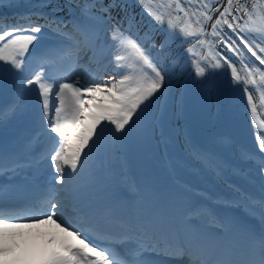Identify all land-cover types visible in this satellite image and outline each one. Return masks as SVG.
<instances>
[{
  "label": "rangeland",
  "instance_id": "1",
  "mask_svg": "<svg viewBox=\"0 0 264 264\" xmlns=\"http://www.w3.org/2000/svg\"><path fill=\"white\" fill-rule=\"evenodd\" d=\"M123 1H126L128 7L134 8L136 6L143 18L149 20L151 25L155 24L139 0ZM35 2L36 0H29L25 3L20 0H12L8 3V1L2 0V3H0V26L5 27V30H7L6 26L9 25H22L27 28L29 22L24 23L27 21H31L33 24H45V22L33 21L32 15H30L32 12L23 10L27 5L32 8L31 5H35ZM226 2L227 0H220L221 5L226 4ZM252 2L253 0H248L249 6ZM145 3H149V0H145ZM159 3L160 0H151L153 11L158 13L167 8V0H164V9L158 7ZM62 5L64 3L59 0L52 2L51 5L45 2L40 4L44 11L48 13L47 17L49 19L64 21L66 27L64 25H61V27L64 28L65 32L72 33L75 39L67 40L55 31V26L52 28L45 26L41 33L36 34L38 39L29 45V53L26 54V57L30 63L26 65L23 75H12L5 72L3 81L0 83V108H3L7 113L9 105H16L15 112L6 115L3 121L0 122V128H5L7 122L13 117L17 122L16 128L18 129L11 130L9 133L3 130L2 133L8 134L11 138L19 136L24 121L31 113L32 107L36 106L38 109L40 122L37 128L44 134L47 141L43 155L44 166L37 165V167L39 170L49 169L52 173L53 185L50 184V186L55 188L52 195L56 199L52 202H58L59 207L58 209H52L50 203L43 205L40 202V210L37 214L24 212L28 215L27 217L36 215L39 220L21 219L9 221L8 227L0 224V243L4 241L10 249L6 255H0V264H44L53 254L67 255L63 250V245L78 246L79 239L83 238L81 236L77 238L69 234L77 228L68 227V230L65 231L66 225L60 224V220H56L55 223L52 220H47V216L51 215L52 212H58L60 219L70 225L67 213L63 212L62 208L67 206V202L72 203L74 207L78 204V209L86 211L96 201H99L100 211L96 210L93 212L96 226L100 222L105 223V219L115 215L120 220L123 218L124 220L128 219L131 216L130 222H132L133 227L137 228L153 227L159 229L161 226H179L183 225L187 220L190 221V227L195 228L201 235H205L206 238L207 236H212L217 240L220 237L216 236L222 233V240H226L227 236H229V239H227L228 244L238 247L239 251H243L246 247H243L244 243H241L240 239L247 241L250 233H259L264 229V217H262V214H264V173L260 172L257 167L260 156L264 155V152L259 149V140L264 139V102L259 99V92L256 91V86L249 85L253 93V102L257 109L254 116L248 105L247 96L243 91V83L234 84L230 70L226 66L213 70L207 67L206 61H202L201 66L205 67V75L202 77L196 76L192 59L196 58V53L197 56L201 54L203 57L208 56L206 53L208 49L207 43L198 49L195 47L193 49L194 56H191L186 51L195 43L194 41L182 44L180 51L175 55L171 53L173 49L170 50L169 54L164 52V50L160 52L157 50L158 46L151 48V41L145 43L140 40V37L143 36L144 32L149 31L150 27L148 29L143 28L145 24L142 23L141 17L136 12L134 14L127 13L119 5L110 10L111 16L113 17V15L116 16L117 14L121 16L123 14L135 17L136 27L132 29L131 34L138 42L142 43L145 49L151 48V57L162 65V70L165 74L164 87L155 93L153 97H150L148 101L140 105L132 117L134 122H136L133 128L138 133L139 143L148 144V148H151V156L155 155L156 160L153 165L159 158L164 161L162 159V149L160 150L159 145H156L159 143L154 141V134L159 133L160 129V124L156 123L158 122L156 111L160 108L159 104L165 100L163 99V94H166L167 85L172 83L174 89L177 88L179 90L183 87L186 90L189 89L188 92L190 93L188 116L185 121L187 126L183 127V129L187 127L185 133H188V135H174V143L177 144L178 139L180 143H186L185 139L203 143L211 135L214 143L220 148L222 156L232 159L231 155H236V158L233 157L232 161H234L237 169L242 167L251 171L244 174H236L231 170L233 167H231L232 162H230V170L221 168L220 177L217 180L213 178L205 180L198 176L199 171L201 173V166L200 168L196 165L191 166L189 160H186V156L183 154L184 151L180 150L172 153L175 156L173 157L175 163L169 164L170 168L164 166L157 173L158 176L151 182H146V179L141 178L136 170L129 169L127 172L124 171L129 176L126 181L129 186L127 185L124 188L123 184V188L118 190L116 186L118 182H116V177L113 175H118L121 172V168L114 165L116 162H121V155L115 152L118 146L116 144L119 140H115L118 139L115 126L109 121H101L90 139L89 146L87 145L88 148L86 149V146L84 148L85 152L83 153V149L81 153L82 163H78L77 170L73 172L68 166H63L68 175L63 177L62 183H56L54 177L60 178V174L55 172L50 159L49 151L53 147V142L45 134L48 122L43 118V104L42 98L39 96V87L37 85H27V78H31L30 74L32 72L41 71L40 65H43L44 70L60 82L80 80V83L85 86L100 84L103 87H111L117 80L122 79L123 75L132 72V69L127 67L117 70L115 57L124 53L117 50V44L113 43L111 36L112 25L116 24L117 21H122L120 17L118 20L113 17L111 21L102 23L97 27L96 31L100 37V45L92 47L90 41L86 40L84 33L91 32V25L94 22L88 20V17L85 16L74 18L72 15L74 11L67 13V7ZM213 7H216V5L213 4ZM9 8L11 10H7ZM174 8L175 5L173 4V9L168 11H173ZM104 15L107 16V13ZM218 15V12L214 13L213 20ZM26 19L28 20L26 21ZM167 19L168 17L165 16V20ZM72 21H75L73 25ZM209 22L211 23V21ZM76 24L81 26L82 31L74 30V25ZM124 28H127L126 21H123L121 30ZM137 28L140 33L139 36L135 35ZM226 28L225 26L227 37L236 40L239 45L236 36L231 30ZM160 32L164 33L163 31H157L153 34L156 45H160ZM24 34H28V32ZM79 34L80 36H78ZM83 39L86 45L82 44ZM199 39L209 41L206 36L199 37ZM77 41L79 42L78 48L74 47ZM216 42L218 41L215 40L214 44ZM216 47L218 46L216 45ZM239 47L241 49L242 45H239ZM218 51L221 56L231 59L236 65L238 73L242 77L247 78L241 67L240 59L236 54L229 52L223 43L218 48ZM214 53L215 51L212 52V55ZM85 54L87 57L82 60L81 57ZM245 63L248 64L249 69L255 65L264 71V65H260L259 61L255 60V57L248 58ZM0 65L5 68L11 67V65L5 64L3 61H0ZM253 78L257 80V84H260L259 73H255ZM21 80L24 82L23 92L18 91ZM56 89L58 90V84ZM104 95L97 94L94 103L89 105L90 111L99 112V108L96 107L97 104L107 106V102L103 98ZM154 98L156 100L153 102ZM84 99L86 101L92 100V97L85 95ZM50 100L54 101L56 106L59 105V101L54 95L50 96ZM20 101L22 103H19ZM152 113L153 116L150 117L149 115ZM50 115L52 117L55 116V107H50ZM145 115L151 119L149 117L145 119ZM171 120L172 117L170 120H167V117L165 118V122ZM145 121H148L150 125L154 123L153 127ZM89 124V121H85V128ZM151 128L154 131H151ZM23 131L29 132L27 129ZM233 134L239 135V139H243V142H239V147L235 146V148H232L234 146V142H232V140L234 141ZM50 135L55 136L54 133ZM216 135L219 136V139H217ZM106 136H108L107 139H105ZM222 137H224V140ZM56 139L58 140L59 138L57 137ZM109 139L110 141H108ZM20 141V139L16 140L10 148H13L12 146L15 147ZM32 143V140L29 141L22 155L26 156L31 149ZM2 147L3 144L0 145V154H2L4 162L13 161V155L3 152ZM106 150L112 151L110 153L112 155H106ZM99 155L102 156L101 162L104 166L100 165V161L99 163L97 161ZM29 161L31 165V158H29ZM152 161H154V157ZM204 161L208 162L209 160L203 158L202 162ZM190 167H192V171ZM208 167L213 168L211 164ZM111 168L113 173L109 170ZM209 168L205 169L210 170ZM106 169H108L107 172L105 171ZM212 170L214 174L215 169ZM222 171L226 172L227 175L222 176ZM127 174H125L126 178H128ZM202 176L205 175L202 174ZM51 188L48 189V192H51ZM227 201L231 204H228ZM105 212L109 214H102ZM6 216H8L7 213ZM238 218L242 220L238 221ZM53 219L55 220V217ZM130 222L126 221V224L124 223L128 225L127 228L132 227ZM58 224L60 225L59 227L57 226ZM204 228H206V231L202 232ZM258 229L259 231H257ZM79 230L81 232V228ZM215 231L217 232L215 233ZM232 234L235 236H232ZM34 237L40 239L39 243L33 239ZM25 256L35 257L27 263Z\"/></svg>",
  "mask_w": 264,
  "mask_h": 264
},
{
  "label": "snow or ice",
  "instance_id": "2",
  "mask_svg": "<svg viewBox=\"0 0 264 264\" xmlns=\"http://www.w3.org/2000/svg\"><path fill=\"white\" fill-rule=\"evenodd\" d=\"M71 2L72 0H69V6H71ZM122 2L123 0H110L109 4L105 6L102 0H80L83 5L81 7L82 15L94 22L91 25V32L84 33L92 47L100 45L97 27L111 21L113 17L110 10ZM139 2L144 5L152 21L155 22L150 25L149 31L144 32L140 40L145 43L151 41V48H156L153 34L163 31L166 35L159 45L158 51L160 52H163L170 43L175 42L178 38L181 43H188L190 39H195V43L186 49L191 56L195 55L193 49L197 45L203 47L206 43L210 51H214L212 41L199 39V37L209 35L205 30V25L211 21L210 35L223 43L229 52L237 55L247 78L238 73L237 67L231 59L221 56L219 53L205 56L202 59L207 62V67L213 70L226 66L230 70L232 82L234 84L243 83V91L247 96L248 105L255 116L257 109L249 85L256 86L259 99L264 102V71L255 65L249 69L239 45H242L243 49L255 57L260 65H264V0H253L250 6L248 0H227L223 5L220 0H167V8L159 13L153 11L151 0L149 3H145V0H139ZM173 4L175 5L174 10L168 11L173 9ZM213 4L216 7H213ZM158 7L165 8L164 0H160ZM216 12L219 15L213 20V14ZM105 13L107 16L104 15ZM165 16L168 17L167 20H165ZM41 19H44L45 24H33L29 21L27 28L22 25H9L5 30V27L0 26V33H2L0 34V61L11 65L10 68L0 65V83L3 81L5 72L12 75H23L26 65L30 63L26 57V54L29 53V45L38 39L36 34L41 33L45 26L49 28L55 26V31L67 40L75 39L72 33L65 32L61 27L64 25V21L47 17H41ZM124 20L127 21V28L121 30L123 20L117 21L112 25L111 38L113 43L117 44V50L124 53L115 57L117 70L127 67L132 69V72L123 75L122 79L117 80L111 87H103L100 84L85 86L80 83V80L60 82L54 76L49 75L43 65H40L41 71H34L30 74L31 78H27V85L39 87V96L42 98L43 104V118L48 122L45 134L53 142V147L49 151L50 159L55 172L60 174V178L54 177L56 183H62L63 177L68 175L63 166H68L73 172L77 170L78 163H82L81 153L101 121H109L115 126L117 133L126 131L125 126L129 124L140 105L164 87L165 74L162 65L151 57V48L145 49L142 43L138 42L131 34L132 29L136 27L135 17H125ZM225 26L236 36L239 45L236 40L227 37V33L224 32ZM74 30L82 31L79 24L74 25ZM25 32L28 34H24ZM135 35H140L138 28ZM74 47H79L78 41ZM192 64L197 77L205 75V67L201 66L200 60L192 59ZM255 73H259L260 84H257V80L253 78ZM57 84L58 90L56 89ZM18 91H24L23 80L20 82ZM97 94H105L103 98L107 102V106L97 104L99 112H93L89 110V105L94 103ZM51 95H54L59 101L58 106L50 100ZM85 95L91 96L92 100L86 101ZM50 107H55L54 117L50 115ZM15 108V104L9 105L7 113L3 108H0V122L6 115L14 113ZM85 121L90 122L87 128H85ZM51 133H54L55 136H51ZM259 149L264 152V139L259 140ZM257 167L260 172L264 173V155L260 156ZM2 169L3 156L0 154V171ZM50 204L52 209L59 207L58 202H50ZM21 219L39 220V217L0 214V224L5 227H8L9 221ZM47 220H52L54 223L56 220H60V224L66 225L65 231L68 230V227H72L60 219L58 212H52L47 216ZM189 224L190 221L186 220L183 225L161 226L160 229L130 227L121 234V246L130 245L122 257L115 255L110 248L94 246L87 242V238L79 239L78 246H62L67 255L53 254L44 264H149L145 258L147 253L163 256L168 261H184V264H226L224 260L209 255L207 240ZM69 234L77 238L82 235L79 229H74ZM101 235L105 240L116 238L111 233L102 232ZM247 244L242 264H264V229L259 233H250L247 237ZM9 251L6 243H0V255H6Z\"/></svg>",
  "mask_w": 264,
  "mask_h": 264
},
{
  "label": "trees",
  "instance_id": "3",
  "mask_svg": "<svg viewBox=\"0 0 264 264\" xmlns=\"http://www.w3.org/2000/svg\"><path fill=\"white\" fill-rule=\"evenodd\" d=\"M5 1H8V3H9L12 0H10V1L5 0ZM20 1H23L25 3L26 1H29V0H20ZM55 1L57 2L58 0H55ZM55 1L54 0H36L35 5H31L32 8L27 5V6H25V8H23V10L32 12L30 15H32L31 18H33V21L45 22L44 19H41V17H47L48 13H46L44 11V8L41 7L40 4L45 2V3L51 5V3L52 2L54 3ZM59 1L64 3V5H62V6L67 7V10H66L67 13L68 12L72 13L74 11L72 13L74 18L75 17L77 18V16L79 18H80V16L84 17V15H82V13H81V7H83V5L80 3V0H72L71 6H69V0H59ZM102 2L105 6H107L109 4L110 0H102ZM13 7H15V6H13ZM119 7L121 9H123L124 11H126L127 13L134 14V12H136L141 17L140 19L142 20V23L145 24L143 28L148 29L150 27V25H151L150 21L141 16V12L136 6L134 8L128 7V4L126 3V1H123L122 3L119 4ZM7 10H11V9L9 8ZM113 17H114V19H117V20L120 17V19L125 22L126 20H124V18L129 17V16H127V15L125 16L123 14L121 16H119L117 14L116 16L113 15ZM27 20L28 19H26V21ZM88 20H90V19L88 18ZM28 22L29 21L24 22V23H28ZM74 23H75V21H72V25ZM210 25H211L210 22L206 24L207 27L205 28V30H206V32L209 33V35L206 36V39H209V41H212V43L214 45V51H215L214 55H215L216 53H219L218 48H220L222 43L217 38L210 35V29H211ZM82 26L87 28L84 25H82ZM208 26H209V28H208ZM226 29H228V28H226ZM224 32L227 33L225 29H224ZM159 35L161 37V40H160V43H161L164 40L166 33L160 32ZM78 36H80V34ZM225 38H227V37H225ZM215 40L218 41V42H216V44H214ZM190 41L195 42V39L194 40L191 39V40H189V42ZM82 44L86 45V43L84 42V39L82 41ZM182 44H185V43H181V40L178 38L175 42L170 43V45L164 49V52L169 54L170 50L173 49V51L171 53L175 55V54H177V52L180 51ZM216 45L218 47H216ZM157 46H158L157 48H159V45H157ZM199 47L200 46L197 45L196 49H198ZM241 50L244 53L245 62H247L248 58H254L251 56L250 53L247 52L246 49H243V46H242ZM214 51H210V49L208 47V49L206 50V53L209 56V55H212V52H214ZM208 52H210V53H208ZM200 56H197V53H196V58H193V59L200 60L201 62L204 61L202 59L203 58L202 54ZM85 57H87L86 54L83 55V57H81L82 60ZM166 90H167L166 94L165 93L163 94V99H165V100L163 103L159 104L160 108H159V110L156 111L157 112L156 115L158 118V122H156V123L160 124L159 133L154 134V136H155L154 141H157V143H159L156 145H159L158 147L160 150L162 149V154H163L162 159H164V161H162L159 158L158 161H156V163L153 165V163L156 160L155 155L151 156L152 155L151 154V148H148V144H140L139 143L138 133H136V130H134V128H133L135 126L136 122H134V120L131 119L129 121V124L125 126L126 131L119 133V136L117 133L118 139H115V140H119V142L116 144V146L117 145L118 146L116 147L115 152H117L118 155H121V162L120 163L116 162L115 164L114 163L113 164L115 166H119L121 168V172L118 175H116V174L115 175L112 174V175L116 177L115 180H116V182H118V184H116L118 190L123 188V184H124V188H126V186L128 185L126 181L129 179V176L124 171L127 172L129 169H131L133 171L136 170L140 174L141 178H145L146 182H151L154 178H156L158 176L157 173L164 166H166V168H170L169 164L175 163V160H173L174 159L173 157H175V156L172 153L178 152L180 150L184 151L183 154L186 156V157L185 156L184 157L186 158V160H189V163L191 164V166L196 165L199 168L201 166V169H200L201 173L199 171L198 176L202 177V179H205V180L210 179V178L217 180L220 177V169L221 168L222 169L225 168L228 171L230 170V166H229L230 162H232L231 167H233V168H231V170L234 171V173H236V174L237 173L244 174V173L251 171V170H245L242 167L237 169V166L234 164V161H232L233 157H235L236 155H231L232 159H228V158L222 156L220 154V148L214 143V139L211 137V135L209 137H207L206 141L203 143H197L196 141H193L191 139H185L186 143H180V142H178V140H179L178 139L177 144H175L174 143V135H177V134H184V136L188 135V133H185L187 130V127H186V129H183V127L187 126V122L185 123V121L187 120V116H188L187 112H188V102H189V98H190V93L188 92L189 89L186 90L183 87L179 90L177 88L174 89L172 83L170 85H167ZM172 97H174V98H172ZM155 100H156V98H154L153 102ZM153 113L149 116L152 117ZM149 116L145 115V119ZM150 117H149V119H151ZM166 117H167V120H170V118L172 117V120L165 122ZM145 122H147L150 125V123L148 121H145ZM153 124H151L150 126L153 127ZM179 129H180V131H179ZM151 131H154V130L151 128ZM135 134H137V135H135ZM107 138H108V136L105 137V139H107ZM184 138H186V137H184ZM223 138L224 137H222V139ZM217 139H219V136H217ZM233 139H234V141L232 140V142H234V146L232 148H235V146L239 147L238 146L239 142L240 141L243 142L242 138L239 139V135L233 134ZM108 141H110V139ZM224 143H225V141H224ZM228 149H229V147H228ZM106 151H107L106 155H108V156L112 155V154H110L112 151H110V150L109 151L106 150ZM106 155H104V156L106 157ZM153 157H154V161H152ZM203 158L208 159L209 161L208 162L204 161L205 162L204 163V162H202ZM101 159H102V156L99 155V157L97 158L98 163H99V161L101 162ZM145 162H147V163H145ZM210 164L212 165L213 168L208 167V165H210ZM100 165L104 166L102 162ZM205 168H209L211 171L208 169H205ZM190 169L192 171V167H190ZM212 169H215L214 174L212 173V171H213ZM251 169L254 170L253 168H251ZM109 170L112 172V168ZM142 170H143V173H142ZM105 171L107 172L108 169H106ZM125 174H127L128 178L125 177ZM202 174L205 176H202ZM192 175H193V172H192ZM224 175H227V173L222 171V176H224ZM120 182H122V183H120ZM190 187H189V189H190ZM190 190H192V189H190ZM227 203L231 204V203H229V201H227ZM23 215H24L23 212H21V213L19 212V214H18V216H23Z\"/></svg>",
  "mask_w": 264,
  "mask_h": 264
},
{
  "label": "bare ground",
  "instance_id": "4",
  "mask_svg": "<svg viewBox=\"0 0 264 264\" xmlns=\"http://www.w3.org/2000/svg\"><path fill=\"white\" fill-rule=\"evenodd\" d=\"M46 170H42L41 173L43 175L48 174V172ZM49 181H50V178H49ZM97 216H99V215H97ZM94 217H95V214L88 213V212H85L83 214V216H82V218L85 219L86 223L90 224L91 226H94L95 225L94 224L95 223ZM129 218L132 219L131 216ZM121 220L124 223L126 221H128V219H125L124 220V218L121 219ZM104 221H106V220H104ZM144 228H147V227H144ZM147 229H156V228H153L152 227V228H147ZM216 232L217 231H215V233ZM215 233L213 232V234H215ZM221 235H222V233H219V235L216 236V237H220L221 240L220 239H217L216 240L212 236H210V237L207 236V238H206L205 235H202L207 240V243L209 245V251L214 250L216 252V255H217L216 257L219 256L220 259L224 260L225 262L235 263V264H242V262H243V260L245 258V255H246L247 247H248L247 241H245L244 239H240L241 240V243H244V246L243 247H246V248H244L243 251H241V250L239 251L238 250V247H235V246H233L231 244H228L227 239H229V236H227V239L226 240H222ZM232 236H235V235L232 234ZM33 239L36 240L38 243L40 241V239L39 238H36V237H34ZM0 241H1V239H0ZM3 243H4V241H3ZM231 248H232V250H231ZM25 257H26V262L28 263L31 259H34L35 256L34 257L33 256H25Z\"/></svg>",
  "mask_w": 264,
  "mask_h": 264
}]
</instances>
